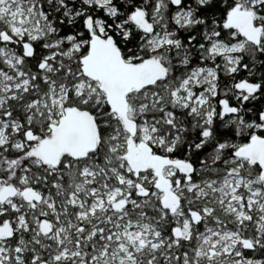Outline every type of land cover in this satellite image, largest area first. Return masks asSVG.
<instances>
[{"label":"snow or ice","instance_id":"6c2138e0","mask_svg":"<svg viewBox=\"0 0 264 264\" xmlns=\"http://www.w3.org/2000/svg\"><path fill=\"white\" fill-rule=\"evenodd\" d=\"M0 264H264V0H0Z\"/></svg>","mask_w":264,"mask_h":264}]
</instances>
